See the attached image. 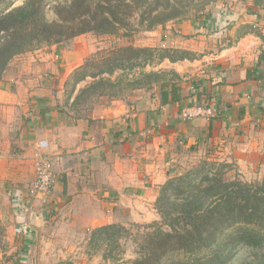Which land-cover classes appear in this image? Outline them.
<instances>
[{
    "label": "crops",
    "instance_id": "crops-1",
    "mask_svg": "<svg viewBox=\"0 0 264 264\" xmlns=\"http://www.w3.org/2000/svg\"><path fill=\"white\" fill-rule=\"evenodd\" d=\"M219 9L212 10L211 14L194 22L173 24L176 25L175 32L170 36L166 33L163 36V46L192 52L197 55V59L170 62L184 79L182 88H179V92L177 90V100L170 96L169 100L172 102L162 105L161 98L150 97L146 100L144 109H140L143 113L140 112L139 117L144 115L141 122L145 127L146 122L152 124L154 118L163 125L159 136L154 139L162 147L161 155L157 154L160 155L159 159L152 157L144 149L138 151L134 147L137 146V136L128 132L113 134L110 129L121 120L120 111H109L105 118L111 121L106 125H98L99 128L89 126V123L81 119L71 120L68 115L67 118H58L56 98L48 84L40 82L41 74L49 67L45 62L46 58H42L44 55L33 56L29 72L33 74L31 84H11L7 79L12 77L14 70L9 73L7 81L0 82V125L3 124L0 126L3 129L1 138L15 140L13 143L19 141L21 149H26L24 145H28L33 156L39 151L38 143L48 141L49 148L46 151L53 155L55 176L52 192L37 198L31 212H28L26 194L36 180L35 161L33 160L32 178H28V173H25L28 172L25 171L26 167L18 166V171L13 173L15 168L13 164H9L12 167L9 169L12 172L10 179L20 182L22 186L17 188L22 189L13 190L16 192L13 199V225H7L4 218H1L0 246L5 240L6 250L9 251L7 255L16 251L21 243L19 238L22 237L15 234V228L25 222L29 223L30 228L25 237L29 238L28 241L33 239L34 246L36 236L42 234L45 227L48 229L45 225L50 222L49 219H56L57 212H64V206L69 204L70 213L77 217V224L82 227L94 229L135 221L141 216L126 210L118 211L115 204H133L139 202V199L144 200L146 198L141 195L147 194L150 184H163L164 172L155 164L157 162L161 166L167 163V159L170 160L168 163H175L180 159L182 155H179L176 145L179 139L180 145H184L183 139L188 138L201 143L212 135L213 130L216 135L228 124L231 126L240 122V125L245 126L248 125L247 120H255L256 124L261 122L264 118V20L258 15L262 14L253 13L255 16H252L241 4H235L225 12L221 10V13ZM249 25H258L262 34H246L237 43L210 52L207 42L210 30L216 32L222 29L219 34L222 35L224 28H230L232 30L228 31H233L235 35L241 28ZM215 35L216 38L221 37L217 33ZM195 106L211 110L213 115L210 118L200 117L182 122L181 111ZM20 126H23L21 136L18 132ZM119 136L122 139L116 140ZM24 140L26 144L23 145ZM192 140L189 145L196 144ZM0 162L6 161L1 159ZM23 246L28 245L25 243ZM24 250L25 247L19 255L17 252L13 254L11 261L8 258L1 259V264H35L34 258H30ZM43 261L45 259H42L41 264Z\"/></svg>",
    "mask_w": 264,
    "mask_h": 264
},
{
    "label": "rangeland",
    "instance_id": "rangeland-1",
    "mask_svg": "<svg viewBox=\"0 0 264 264\" xmlns=\"http://www.w3.org/2000/svg\"><path fill=\"white\" fill-rule=\"evenodd\" d=\"M25 1L26 0H7L5 4L0 5V15L22 6ZM57 3L56 0H53L51 5H56ZM186 4H188L187 7L182 8L187 10L186 13L183 14L185 17L172 20L165 25L156 26L153 29L149 28L148 21L141 23V12L135 11L128 21L129 25L126 28H122L116 35L98 36L88 33L54 45L47 46L43 44L44 46L34 51L16 56L11 61L0 82L8 80L11 84L17 82H20V84L22 82L31 84V82H33V74L29 72L32 66L31 62H33V56L37 57V55H44L42 58H46L45 62L49 64V67H47V71L41 74L40 82L44 84L47 83V86H49L52 94L56 98L58 118L68 115L71 120L78 121L81 119L89 123V126L95 125V128H99L98 125H103L102 123L106 125L108 121H111V119L105 118L109 111H120L121 120L116 122V126L110 129L113 134L128 132L129 134L137 136V146L134 145V147L137 148L138 151L139 149H144L146 153H150L152 157L154 156L156 159H159L162 153L160 152L162 147L159 146V142H155L154 139L159 136L158 134L162 131L163 125L154 118L153 123L151 124L147 121L145 127L144 123L141 122L143 121L142 117L144 115L140 118L139 114L141 112L140 109H144L143 106L146 105V100H148V98H161L162 86H166V88H170V90L177 87L178 92L179 88H182L184 79L177 73L174 64H171L168 60L160 62L155 58L150 66L143 69L127 72L120 71L113 76L104 75L105 79H109L115 83V89L111 92H105V94L100 96H94L84 104H78L77 106H74V103L80 91L94 82V79L88 78L85 82L79 84L76 90L73 91L72 84L74 80L71 78V75L89 61L101 62L111 51H115V49L118 50V48L130 46L134 48L149 47L153 49H171L166 45H162L164 43L162 39L165 33L167 36H170L172 32H175V26L177 24L183 21L194 22L216 8H220L219 11L221 13V10L225 12L235 4H241L243 9L247 10L250 14H262L258 15V17L264 20V6L258 7L256 5V0H188ZM255 14L252 16H255ZM46 19L49 22L58 20L55 12L50 6H48L46 10ZM173 24L176 25L174 26ZM177 29H179V27ZM161 30L162 32L160 33ZM221 30L216 32L210 30L208 33L207 42H209L208 48L211 53L221 49L225 45L229 46L237 43L238 40L244 36L239 33L240 30L234 35L233 31H228L232 30L230 28H224V34L219 35ZM258 31L261 32L260 29H258ZM263 31L264 27L262 28V32ZM215 33L221 37L216 38L217 35H215ZM223 36H225V38ZM221 40L223 42L220 43ZM192 54L196 55L194 53ZM11 70H14V74L7 79ZM150 74H154V76L151 78H149V76L146 77V75ZM116 93L117 95H115ZM262 109L264 108L262 107ZM208 118H210V116H208ZM180 119L182 122L184 121L181 114ZM0 121L2 120L0 119ZM260 121L262 123L257 122L256 124L255 120H247L248 125L245 126L240 125V122H237L236 125L233 123L231 126L228 124V126H224L222 131H218L216 135L213 130L212 135L201 143L190 138L183 139L182 144H186V147L180 145L181 140L179 139V143L176 142V145L179 155H182L180 159L175 163H168L170 160L167 159V163L163 164L164 166H158L157 162L155 164L164 172L165 181H163V184L158 186L150 184L147 194L141 195L142 198H146L144 200L139 199V202H133V204H123L119 202L115 204V208L118 211L124 212L126 210L132 212V214L135 212L136 215L141 216L128 224L123 225L121 223H116L117 225L125 227L126 230L125 236L120 241L121 247L116 252V255L114 254L111 257H106L105 251L98 252L97 254L89 251L91 234L96 228L92 229L87 226L82 227L77 224L78 219L73 213H70L69 207L71 204H69L64 206V212H57L56 219H49L50 222L45 225L48 226V229L45 227L44 232L36 236L34 239V246L33 239L28 241L29 238L27 239V237H25L26 233L19 235L16 233L15 228V234L22 237L19 238V242H21L19 248L13 253L10 252L11 255H7L9 251L6 250L7 244L4 240L3 245L0 246V261L6 258L11 261L12 255L16 252L18 253L17 255H19L21 249L25 247L26 250H24V253L30 256V258H34L33 261H36L35 264H41L42 259H45L42 264H129L132 260L140 256V246L137 241L139 240L138 234L147 232L150 230L149 226L161 222V216L158 212V198L161 194L162 186L165 185L170 178L186 173L188 170L200 164L201 161H208L225 164L223 172H227L225 178L228 180L240 179L241 181L252 183L263 179L264 118ZM2 125L3 124L0 126ZM22 127L23 126H20L21 129L18 131L19 136L22 135ZM205 129L207 130V127ZM2 132L3 129L0 128V139L2 140L0 141V160L3 159L6 162H0V226L1 223H3L2 217L7 225H13L12 217L15 210L13 199L15 197L14 194H16L13 190L22 189L17 188L18 186H22L20 182L16 183L13 181L14 179H10L12 172H10L9 169L12 167H9L11 166L9 164H13L12 166L15 168L13 173L16 172V170L18 171V169H16L18 166L26 167L25 171L27 170L28 172L25 173H28V178H32L33 160L35 161L34 164H36L37 174V161L39 154L42 153L38 151V153H36L38 156H36V154L33 156V152L28 150L29 146L24 145L26 144L25 140L23 145L26 149H21V143L19 141L18 143H13L15 140L2 139ZM208 132H210V130ZM116 138L113 139H122L121 136ZM19 139L21 138L19 137ZM191 140L195 141L196 144L193 143L194 145H189ZM192 146H194V148ZM159 153L160 155H157ZM47 154L49 153L47 152ZM52 156L50 155L52 158L51 161L53 162ZM29 195L28 190L26 197ZM25 243L28 246H23ZM251 256L252 253L250 249H241L231 264H243L247 262L248 258ZM18 260H20V258Z\"/></svg>",
    "mask_w": 264,
    "mask_h": 264
},
{
    "label": "trees",
    "instance_id": "trees-1",
    "mask_svg": "<svg viewBox=\"0 0 264 264\" xmlns=\"http://www.w3.org/2000/svg\"><path fill=\"white\" fill-rule=\"evenodd\" d=\"M6 1L0 0V5ZM52 1L26 0L0 15V80L16 56L43 44L54 45L88 33L116 35L129 25L135 11L141 12V23L148 21L153 29L185 17L187 10L182 8L188 5V0H56L58 3L51 5ZM256 5L264 6V0H256ZM48 6L58 20L47 21ZM258 29V25H249L239 33L261 35ZM116 50L101 62L89 61L71 75L73 91L88 78L94 79L80 91L74 106L115 89V83L104 75L143 69L155 58L171 63L197 59L192 52L175 48L129 46ZM177 90L162 86V105L172 102L170 96L177 100ZM224 165L201 161L162 186L158 198L161 222L138 234L140 256L129 264H231L244 248L250 249L252 256L243 264H264V177L252 183L228 180ZM124 234L121 225L98 227L91 234L89 251L116 255Z\"/></svg>",
    "mask_w": 264,
    "mask_h": 264
},
{
    "label": "built area",
    "instance_id": "built-area-1",
    "mask_svg": "<svg viewBox=\"0 0 264 264\" xmlns=\"http://www.w3.org/2000/svg\"><path fill=\"white\" fill-rule=\"evenodd\" d=\"M213 112L211 110H207L202 106H195L192 108H185L181 111V116L184 121H191L200 117H208L212 116ZM49 148L48 141H40L38 143V149L41 154H39V158L37 161V176L35 182L32 184V187L29 189V196L26 204L29 205L28 212L33 208V203L37 198L48 195L52 192L55 184V176H54V163L51 161L52 158L49 154H47V149ZM38 156V155H37ZM30 228L29 223H23L19 227L16 228V233L27 234L28 229ZM2 246V245H1Z\"/></svg>",
    "mask_w": 264,
    "mask_h": 264
}]
</instances>
